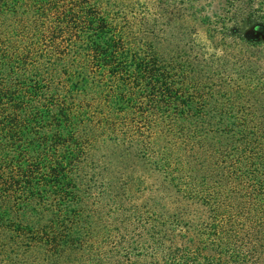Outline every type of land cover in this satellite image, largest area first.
Here are the masks:
<instances>
[{"label": "trees", "instance_id": "16d2710c", "mask_svg": "<svg viewBox=\"0 0 264 264\" xmlns=\"http://www.w3.org/2000/svg\"><path fill=\"white\" fill-rule=\"evenodd\" d=\"M0 252L264 264V0H0Z\"/></svg>", "mask_w": 264, "mask_h": 264}, {"label": "rangeland", "instance_id": "374dc122", "mask_svg": "<svg viewBox=\"0 0 264 264\" xmlns=\"http://www.w3.org/2000/svg\"><path fill=\"white\" fill-rule=\"evenodd\" d=\"M178 1V0H176ZM198 32L199 36L202 38L206 37L207 28L200 24L199 22L190 23ZM218 54L221 60L228 67H248L259 69L262 66V58L260 53L252 48L245 46L242 43H233L228 46H220L218 49ZM148 182L155 185H160L161 182L158 178L153 176H147ZM162 191L164 200L171 207V209H179L184 213L192 217L195 215V210L197 206L191 205L183 201L180 197L174 195L172 192L168 191L165 187ZM0 264H20V257L16 258L15 255H4L0 252Z\"/></svg>", "mask_w": 264, "mask_h": 264}]
</instances>
